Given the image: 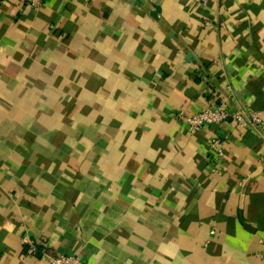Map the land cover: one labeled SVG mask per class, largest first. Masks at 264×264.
Here are the masks:
<instances>
[{
	"label": "crops",
	"instance_id": "obj_1",
	"mask_svg": "<svg viewBox=\"0 0 264 264\" xmlns=\"http://www.w3.org/2000/svg\"><path fill=\"white\" fill-rule=\"evenodd\" d=\"M210 103L264 120V0L0 1V264H264V139Z\"/></svg>",
	"mask_w": 264,
	"mask_h": 264
},
{
	"label": "built area",
	"instance_id": "obj_2",
	"mask_svg": "<svg viewBox=\"0 0 264 264\" xmlns=\"http://www.w3.org/2000/svg\"><path fill=\"white\" fill-rule=\"evenodd\" d=\"M5 1V0H0ZM21 4L36 10L39 8L42 0H17ZM196 4L206 6L213 0H193ZM205 25L211 24L205 21ZM178 117L183 125L192 134H199L208 127L219 126L224 123H234L237 126L248 129L256 133L264 139V120L259 111L245 108L237 105L234 109H230L221 104L210 103L207 107L191 113L179 112ZM229 136L227 133L214 131L206 140L208 148L207 169L212 175L219 176L223 173V165L225 161V148ZM261 160H264V153L261 155ZM211 234L215 229L210 230ZM21 242L26 248V253L29 255L46 256L44 248L39 249L35 241L26 233L22 235ZM52 264H82V262L73 254H60L55 257H49Z\"/></svg>",
	"mask_w": 264,
	"mask_h": 264
},
{
	"label": "water",
	"instance_id": "obj_3",
	"mask_svg": "<svg viewBox=\"0 0 264 264\" xmlns=\"http://www.w3.org/2000/svg\"><path fill=\"white\" fill-rule=\"evenodd\" d=\"M140 2H143V0H135V4H138V3H140ZM159 11H160L159 6H158V5H153V6H152V9L149 11V14H150L152 17L157 18V14L159 13ZM193 57H194V56H193V54H192L190 51H187V52H186V58H187V59H191V58H193Z\"/></svg>",
	"mask_w": 264,
	"mask_h": 264
},
{
	"label": "trees",
	"instance_id": "obj_4",
	"mask_svg": "<svg viewBox=\"0 0 264 264\" xmlns=\"http://www.w3.org/2000/svg\"><path fill=\"white\" fill-rule=\"evenodd\" d=\"M38 248H39V249H41V247H40V246H38Z\"/></svg>",
	"mask_w": 264,
	"mask_h": 264
}]
</instances>
